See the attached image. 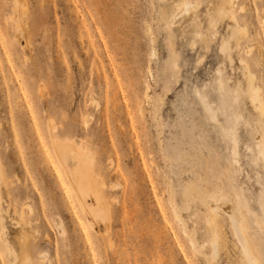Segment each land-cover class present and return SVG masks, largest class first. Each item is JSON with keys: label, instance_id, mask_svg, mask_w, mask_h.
Returning <instances> with one entry per match:
<instances>
[{"label": "rangeland", "instance_id": "1", "mask_svg": "<svg viewBox=\"0 0 264 264\" xmlns=\"http://www.w3.org/2000/svg\"><path fill=\"white\" fill-rule=\"evenodd\" d=\"M182 1L0 0V264H245L226 215L212 257L219 190L247 201L264 264V160L240 63L264 85V0L234 8L247 35L219 15L221 0ZM57 140L88 149L107 181L93 227ZM27 201L37 234L26 239L15 207Z\"/></svg>", "mask_w": 264, "mask_h": 264}, {"label": "bare ground", "instance_id": "2", "mask_svg": "<svg viewBox=\"0 0 264 264\" xmlns=\"http://www.w3.org/2000/svg\"><path fill=\"white\" fill-rule=\"evenodd\" d=\"M237 4H238V0H221L220 5L218 7V12L219 15L223 17H230L235 22L236 31L239 34L247 35L249 32L248 26L242 24L239 21L238 17L234 14V8L236 7ZM180 6L185 11H189L190 9L195 7V4L191 0H183ZM243 9L244 7L241 6V10ZM17 23H19L18 20ZM251 47L252 46L246 47L247 54L251 51ZM222 50L224 52H229L231 50V47L229 46V42L223 40ZM240 63L242 64L243 72L248 82L247 93L250 97L252 106L257 110L258 113V119L255 124V135H256L255 139H256L257 148L259 150V154L264 160V85L259 81L258 74L252 68V65L248 59L241 58ZM220 87L223 89L222 81H220ZM238 97H239V92H236L235 100H237ZM240 116L241 113L239 112L236 113V120L240 119L239 118ZM226 133L233 137V140L236 144L237 142H236L234 129L231 130L227 129ZM61 144L60 142H58V140L55 142V148H56L55 152H57V155L64 166L63 170L65 169L68 171L71 181V186L75 193L76 200L80 204L83 211L89 216L90 219L89 221L92 222L90 223L93 227L99 219L106 218L107 202H106V196L104 194L105 192L104 188L107 184V181L104 178L101 171L97 170L94 157L90 154L88 149L86 148L82 149L81 147H77L75 142L73 141L67 143V145L65 146H62ZM112 161H113L112 158L108 157L106 163L109 166H112L113 163ZM70 163H74L76 165L73 170L70 169L72 171H69ZM0 175H2L0 177V181L5 180V178L4 179L2 178L3 174ZM115 185H119V183ZM190 185L186 186L187 193L196 197L200 196L199 189ZM1 195L2 194H1V185H0V203L2 199ZM241 197L239 198L229 193H224L222 192V190H219L218 193H213L210 196L209 211L207 213L206 221L207 224H209L212 227L214 233L212 239V247H211L212 257H216L221 248L222 226H221L220 218L226 215L228 216V219L231 222V226L234 231V234L240 244V248L244 256L245 264H260L259 259L253 253L252 247L250 245L247 236L248 227L246 225L244 209L247 208V210L250 212L249 206L248 203H246L247 201L246 200L243 201L244 198L241 199ZM203 198L204 197L202 196V199ZM25 206L28 208H24ZM15 208H16L15 211L18 214V224L21 227L23 237L27 239L30 235L37 232V230H35L32 226L33 220L30 217V215L35 214L34 212L36 211L33 205L28 201L25 202L21 208L18 209L17 206ZM177 217L183 221H186L184 220L183 216L179 213H177ZM259 218L257 223L261 224L262 229H264V225H263L264 223H261L262 220L260 221ZM183 225L185 227V231L189 232L188 223L183 222ZM191 238H192V243L194 245H197V241L194 235ZM26 254H28V252ZM29 255L31 257L32 254ZM47 255L48 254L44 253L41 255V257H46ZM25 258L26 256L24 257V259ZM30 261L32 262V259H30ZM30 261H28V263Z\"/></svg>", "mask_w": 264, "mask_h": 264}]
</instances>
